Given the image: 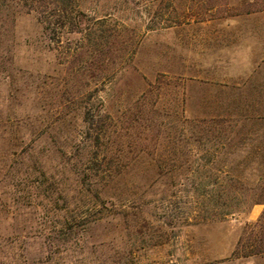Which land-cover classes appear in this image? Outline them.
Segmentation results:
<instances>
[{"label": "rangeland", "instance_id": "374dc122", "mask_svg": "<svg viewBox=\"0 0 264 264\" xmlns=\"http://www.w3.org/2000/svg\"><path fill=\"white\" fill-rule=\"evenodd\" d=\"M226 1L0 0V264H264V205L194 221L264 184V13Z\"/></svg>", "mask_w": 264, "mask_h": 264}, {"label": "trees", "instance_id": "16d2710c", "mask_svg": "<svg viewBox=\"0 0 264 264\" xmlns=\"http://www.w3.org/2000/svg\"><path fill=\"white\" fill-rule=\"evenodd\" d=\"M19 8L20 13L36 14L39 17V20L46 27H50L53 24L54 18H57V22L69 28V33H81L79 29L80 20L77 17H72L67 15V7L70 4H75L77 0H20ZM226 7H230L231 3L227 0L224 4ZM21 6V7H20ZM240 12L239 15H251L258 12L264 13V0H241L240 3ZM71 27V28H70ZM227 123V122H226ZM234 123H229L228 127L233 126ZM237 125V123L235 124ZM234 125V126H235ZM232 174V175H231ZM227 180L225 185H219L218 179L219 176H215L214 181L212 182V189L209 193L212 195H217L218 193H224L226 195L225 202L214 201L213 209L210 217H197L194 219L195 222H208L214 221L218 216H223L225 218L236 213H245L253 205H264V184L262 185H249L245 184L240 177L235 176L233 171L227 172ZM262 178L264 179V173ZM260 191V192H259ZM187 194V195H186ZM181 195V196H179ZM249 195L259 197L253 201H249L247 197ZM186 198L189 196V191L183 189L177 193L176 197ZM175 197L171 195L170 198ZM240 197V198H239ZM219 210L222 213H218ZM185 222L191 220L188 215L181 217ZM253 232H257V244L256 247L250 252H246L244 257H250L254 255H263L264 254V213L259 222L254 226ZM245 238L242 237L239 241L236 253L239 255L243 250Z\"/></svg>", "mask_w": 264, "mask_h": 264}]
</instances>
